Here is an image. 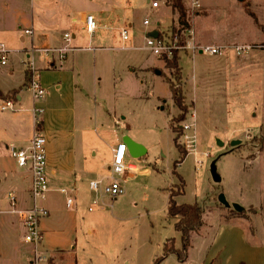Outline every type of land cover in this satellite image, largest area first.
<instances>
[{"label":"rangeland","instance_id":"rangeland-1","mask_svg":"<svg viewBox=\"0 0 264 264\" xmlns=\"http://www.w3.org/2000/svg\"><path fill=\"white\" fill-rule=\"evenodd\" d=\"M183 3L194 44L219 45L223 48L220 54L187 49L188 32L183 44L171 37L178 14L166 0L155 10L146 0H0V42L9 50L7 63L0 64V89H16L25 108L33 113L34 108L44 109L49 86L61 85V104L70 95V87L76 88L78 175L82 169L98 168L105 181L114 177L107 167L110 147L123 135L136 138L145 149L139 158H126L137 171L121 178L124 193L115 199L91 189L84 178L74 192L57 189L69 190L66 184H49L40 201L49 214L40 223L44 238L38 247L43 257L39 264H153L157 258H161L159 264H185L173 253L164 255L163 250L165 244L171 245L169 239L175 248L181 246L180 233L174 229L176 219L167 214L170 189L179 185L177 174L184 185L183 192L174 197L176 203L198 202L213 227V233L193 238L189 264H264V0ZM85 13L93 14L97 25L98 14L103 17L104 27L98 25L92 36L79 27ZM72 17L77 20L71 21ZM145 18L150 22L148 29L159 30L167 44L177 40L181 46L173 50L182 69L180 81L165 66L172 54L155 56L143 47ZM128 24L130 40L122 46L119 28ZM25 28L33 34L25 35ZM64 33L77 35L65 52L75 74L73 84L54 69L59 63L48 67L42 53L30 49V38L35 35L61 40ZM78 42L80 49L73 46ZM88 45L94 51L85 49ZM242 45L250 50L237 54L235 47ZM255 50L262 57L249 62ZM29 66L36 69L46 91L42 98L34 99L28 90ZM169 80L184 95L185 113L173 103ZM5 100H12L13 107L0 109V264H22L12 251L24 240L23 225L11 212L14 207L6 185L18 174L29 187V173L17 165L11 145L19 147L26 137L22 127L31 124L32 113L20 110L14 96L0 98V104ZM180 114L184 118L175 123L177 143L187 152L182 125L194 123L195 153L187 152L176 163L181 157L171 119ZM42 116V112L35 116V128H40ZM45 137L48 172L53 142ZM234 140L239 143L232 147ZM214 160L219 180L211 173ZM48 178H53L50 173ZM220 193L230 204L241 205L244 212L221 205ZM68 197L76 199L72 207L66 206ZM219 217L226 220L219 221ZM205 241L208 257L204 261Z\"/></svg>","mask_w":264,"mask_h":264},{"label":"built area","instance_id":"built-area-1","mask_svg":"<svg viewBox=\"0 0 264 264\" xmlns=\"http://www.w3.org/2000/svg\"><path fill=\"white\" fill-rule=\"evenodd\" d=\"M150 7L153 9L159 8L158 0H151ZM75 21L77 18L74 19ZM150 22L148 18L142 21L144 26V48L150 51L155 56H161L163 54L171 55L173 50H178L181 46L178 44L177 40L175 42H170L169 44L162 38L157 36L156 38L149 37L147 33L149 32L148 26ZM79 26L83 28L85 33L92 36L96 29L98 28L97 22L93 14L85 13L79 19ZM130 24L123 25L119 28V37L121 42L125 44L130 40L129 33ZM25 35H32V29L25 28ZM188 35L191 40L185 46L192 52L206 53L209 55L220 54L222 51L221 46H214L209 44L196 45L193 42V33L191 30L188 31ZM63 41L65 45L60 48L55 47H41L34 48L38 49L42 53V58L47 62V66L50 67L57 65V61L64 59L65 52L71 48L69 45L73 39L72 33H64ZM91 47H88L90 49ZM33 49V48H32ZM237 54L248 53L250 46L242 45L235 47ZM9 50L5 47L3 43L0 42V64L5 65L7 63ZM54 54H57V59L55 60ZM29 57V55H28ZM28 70L31 71V77L29 80L28 90L32 93L34 99L42 98L45 94V89L40 85L38 80V74L36 69H32L30 66ZM13 107L12 100L2 101L0 104L1 110H7ZM34 121H36L35 116L41 113V109L34 108ZM182 143L184 144L188 153L194 152L195 144V134H194V123H185L182 125ZM186 152V153H187ZM12 156L16 159L17 165L21 168H25L30 174V205L24 209L15 210L21 220L23 225L24 235L23 241L31 245L33 250V255L28 262V264H39L43 257L38 250L42 240L43 231L41 229V220L48 216V209L43 206L40 201L45 198L46 193L49 191L48 184V172H47V159H46V140L45 136L40 128H35L32 138L26 146L14 147L11 145ZM128 154L127 146L124 141H119L116 145L115 152L113 154L112 162L109 166V170L112 174L120 176V178H111L108 181L105 180H94L89 182V187L94 190H100L102 194L108 196L111 199H115L124 193V187L122 185L121 178L124 175L133 176L137 171L136 165L126 161V156ZM62 193L67 192L66 189H60ZM9 199L11 206L14 207L16 204L15 197L9 194ZM74 200L71 197L66 199V206L72 207Z\"/></svg>","mask_w":264,"mask_h":264},{"label":"crops","instance_id":"crops-1","mask_svg":"<svg viewBox=\"0 0 264 264\" xmlns=\"http://www.w3.org/2000/svg\"><path fill=\"white\" fill-rule=\"evenodd\" d=\"M146 1H147V6L150 9H153L150 7V1L151 0H146ZM164 1L165 0H160L159 7H161L164 4ZM157 9H159V8H157ZM153 10H155V9H153ZM75 18L76 17H72L71 21H73ZM97 20H98V25L100 27H104L102 24L103 17L101 16L100 13L98 14ZM151 30H157V29L156 28L149 29V31H151ZM157 31L159 32V30H157ZM72 34H73V39H72L71 43L76 40V36H77L76 33H72ZM19 39L22 42L25 41V38L22 35L19 36ZM193 39H194V37H193ZM259 41L261 42V41H263V39H259ZM80 44L81 43L78 42V44H74L73 46H77L80 49L81 48ZM121 44H122V46L125 45L122 42H121ZM204 44L214 45L213 43H204ZM64 45H65V42L63 41V38L60 40V38L51 37L50 35L38 34V35H35V36L30 38V49L34 48V47L35 48L36 47H38V48H40V47L58 48L59 47L60 48V47H63ZM214 46H219V45H214ZM88 47H89V45L87 47H85V49H87L89 51H92L94 49L93 47L88 49ZM96 49H98V48H96ZM27 51H29V50H27ZM255 51H257V53L254 54L253 56H250V58H248L250 60L249 62H251V60H253V58L262 57L261 51H258V50H255ZM260 59H262V58H260ZM63 61L64 62H61L60 60L57 61V63H59L58 64L59 67L54 68V69H59V71H62L59 74V76L67 78L70 83L72 80V84H73V78L75 77V74H73V68L70 67V65L67 63L65 57H64ZM245 61H247V59ZM245 61L242 60L241 63H244ZM193 78H194V76H193ZM195 81H196V78H195ZM49 88H50V86H49ZM49 88H48L47 96L44 99V104H43L44 109H41L43 116L41 117V120H40L41 121L40 128H41L44 136H45V134H47L53 142L52 143V149H51L52 155L50 156V158H48V166H49L48 177H49V173H50L53 178H50V179L48 178V184H50L51 186H54V187H57L60 184H66V187L69 188V190H67V191L74 192V191H77L79 181H81L82 178H84L85 180H88V182L94 181V180H104L103 177L100 176L98 168L91 170V171H89L88 168L82 169L81 173L78 175L77 162H76V158H75V132L77 130V123H76L77 120H76V110H75L74 98H75L76 88L74 89L72 87L73 88V90H72L70 87L71 93H70V95L66 96V98L63 99V104H61V92H62L61 91V85H58V83H57L56 86H54V88H50V89ZM1 91L3 93H5L9 90H6V91L1 90ZM16 100L18 101V104L20 106V110H26V109L29 110V108H25V105L22 103L21 94L18 93L16 95ZM53 102L54 103L56 102L58 104H54ZM29 111H31V113H32V110H29ZM31 116H32L31 117V119H32L31 124L30 125L28 124L27 126L22 127V131L23 130L26 131V137L23 139V141H21V144L19 147L26 146L33 136L34 129H35L34 112L32 113ZM126 137H129L130 139H132L135 142H139L136 138L129 136V135H123L119 141H124V139ZM45 140H46V137H45ZM119 141H117L116 143H114L110 147V152H109L110 153L109 154L110 160L108 161L109 164L107 166L108 170H109V166L112 162V158H113V154H114L115 149H116V145ZM92 155H95V152H93ZM128 156H130V155L128 154L126 156V158ZM92 168H94V166ZM96 175H98V176H96ZM94 176H96V177H94ZM113 176L115 178L119 177V176H116L114 174H113ZM28 179H29V187L26 184L27 180L25 179V177L22 175H18V174L11 176L8 184L6 185V187L8 188L7 194L11 193L15 197V201H16V204L14 206L15 210L24 209V208L28 207L30 204V195H29L30 174H29ZM77 183H78V185H77ZM57 189H62V187H59ZM10 205H11V203H10ZM74 205H75V203H74ZM43 206L46 207V205H43ZM15 210L13 211V209H12L11 212L13 214L17 215V217L19 218V221L21 223L20 217ZM48 212H49V210H48ZM240 213H242V212H240ZM204 215H203L202 226L196 231H191L189 234L190 246L188 248L187 259L185 262H183L185 264H189L190 259H191V249H192L193 238L197 235L203 236V232H206L207 234L213 233V227L208 222L209 221L208 218L210 215L208 217L206 215L205 216ZM222 220L225 221L226 219L224 220V219L219 217V221H222ZM242 235H243V237H245L243 231H242ZM43 238H44V234H43ZM13 250L14 251H12V253L15 255L16 261L18 263L22 262V264L23 263L28 264V262L30 261L32 255H33V253H32L33 250H32L31 245L27 244L23 240L18 241V244L16 245V247ZM207 251H208L207 243L205 241L204 245L202 247V258L204 261L208 257ZM169 255H171V254H169ZM52 261H54V260H52ZM223 264H225V263H223Z\"/></svg>","mask_w":264,"mask_h":264},{"label":"trees","instance_id":"trees-1","mask_svg":"<svg viewBox=\"0 0 264 264\" xmlns=\"http://www.w3.org/2000/svg\"><path fill=\"white\" fill-rule=\"evenodd\" d=\"M168 3H170L171 8L176 11L178 14L177 17V26L172 27L171 29V37H176L179 39V43L183 44L184 36H186V32L191 30V24L189 21V17L186 12V8L184 6L183 0H166ZM250 16L253 18V20L256 22L255 17L252 13H249ZM262 28V26H261ZM264 31V26L263 29ZM159 37H164L161 32H158ZM177 51H173L172 57L170 59L165 60V66L166 68L173 70V77L176 81H180L181 78V68L178 65V57ZM27 69L25 70V77L27 75ZM169 86L171 90V97L173 100L174 105L178 108V110L181 113H185L187 107L184 103V95L182 94V91L178 86H175V84L169 80ZM17 90L12 89L6 93H2L0 91V98H9L11 96H14L16 99ZM184 118L183 114H180L177 117H173L171 119V128L172 131L176 134L174 137L175 145L178 148L179 154H180V160L176 161V163H180L183 158L186 156V151L180 147V145L177 143V130L175 127L176 121H181ZM177 177L179 179V185L176 186V190L170 189L169 198H168V205H167V214L171 218H175L176 221L174 222V229L180 233V241L181 246L180 248H175L173 246V239H169L171 245L169 247L164 246V255L167 254H174L177 259L180 262H185L187 259V253L188 248L190 246V239L189 234L191 231L198 230L203 223V214L205 212V209L199 205L197 202L194 203H181L177 204L174 200V197L181 194L183 192V185L184 181L180 175L177 174ZM161 258H157L153 264H159Z\"/></svg>","mask_w":264,"mask_h":264},{"label":"water","instance_id":"water-1","mask_svg":"<svg viewBox=\"0 0 264 264\" xmlns=\"http://www.w3.org/2000/svg\"><path fill=\"white\" fill-rule=\"evenodd\" d=\"M238 1H243V0H238ZM147 35L149 37H153L156 38L158 36V31L157 30H151L147 33ZM157 74H160V71H156ZM124 141L126 142V146H127V151L128 154L132 157V158H139L141 157L144 153H145V149L143 148V146H141L140 144L136 143L135 141H133L132 139H130L129 137H126L124 139ZM239 143V141H232L231 145L232 147ZM218 144L220 146H223V143L221 141H218ZM211 169V173L214 177L215 180H219V176L216 173V166H215V160L211 163L210 166ZM218 202L223 205L225 208L229 209V208H233L236 212H243L244 208L237 204V203H233L230 204L226 199L225 196L220 193L218 195Z\"/></svg>","mask_w":264,"mask_h":264}]
</instances>
